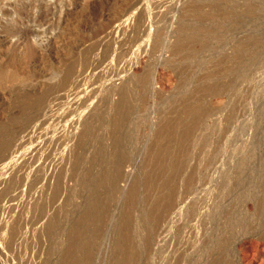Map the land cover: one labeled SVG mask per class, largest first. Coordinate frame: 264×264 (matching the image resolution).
Segmentation results:
<instances>
[{"label":"rangeland","instance_id":"rangeland-1","mask_svg":"<svg viewBox=\"0 0 264 264\" xmlns=\"http://www.w3.org/2000/svg\"><path fill=\"white\" fill-rule=\"evenodd\" d=\"M263 56L264 0H0V264H264Z\"/></svg>","mask_w":264,"mask_h":264},{"label":"bare ground","instance_id":"bare-ground-1","mask_svg":"<svg viewBox=\"0 0 264 264\" xmlns=\"http://www.w3.org/2000/svg\"><path fill=\"white\" fill-rule=\"evenodd\" d=\"M248 6V5H247ZM198 7V6H197ZM259 7V6H258ZM196 8V7H195ZM255 8V7H254ZM224 9V8H223ZM194 11V10H193ZM232 11V10H231ZM253 11V10H252ZM195 12V11H194ZM201 12V11H200ZM203 12V11H202ZM230 12V11H229ZM225 13V12H224ZM231 13V12H230ZM237 13V12H236ZM246 13V12H245ZM249 13V12H248ZM253 13V12H252ZM220 14V13H219ZM254 14V13H253ZM225 15V14H224ZM233 15V14H232ZM201 16V15H200ZM236 16V15H235ZM240 16V15H239ZM255 16V15H254ZM205 17V16H204ZM227 17V16H226ZM229 17V16H228ZM243 17V16H242ZM241 18V17H240ZM259 18V17H258ZM211 23V22H210ZM232 23V22H231ZM214 25V24H213ZM208 28V27H207ZM201 29V28H200ZM212 29V28H211ZM263 29V28H262ZM259 31V30H258ZM210 33V32H209ZM213 33V32H212ZM252 33V32H251ZM259 34V33H258ZM251 37V36H250ZM185 38V37H184ZM255 39V38H254ZM244 40V39H243ZM238 41V40H237ZM253 42V41H252ZM242 44V43H241ZM204 45V44H203ZM247 47V46H246ZM247 49V48H246ZM244 51V50H243ZM224 52V51H223ZM247 53V52H246ZM220 54V53H219ZM230 54V53H229ZM230 56V55H229ZM241 56V55H240ZM219 57V56H218ZM255 57V56H254ZM264 57V56H263ZM233 58V57H232ZM211 60V59H210ZM221 60V59H220ZM215 61V60H214ZM244 61V60H243ZM259 62V61H258ZM218 63V62H217ZM231 69V68H230ZM229 69V70H230ZM225 71V70H224ZM231 72V71H230ZM215 74V73H214ZM213 75V74H212ZM147 79V78H146ZM239 84V83H238ZM241 86V85H240ZM192 106V105H191ZM194 106V105H193ZM190 109V108H189ZM202 112V111H201ZM180 117V116H179ZM185 120V119H184ZM174 126V125H173ZM162 127H166L165 125ZM170 130V129H169ZM161 133V132H160ZM227 176V175H226ZM231 181V180H230ZM223 182V181H222ZM212 185V184H211ZM235 185V184H234ZM227 193V192H226ZM221 197V196H220ZM224 203V202H223ZM226 204V203H225ZM162 208V207H161ZM242 210V209H241ZM161 214V213H160ZM239 215V214H238ZM225 221V220H224ZM227 221V220H226ZM230 223V222H229ZM128 227V226H127ZM227 227V226H226ZM232 228V227H230ZM227 230H229L227 228ZM231 231V230H230ZM228 232V231H227ZM237 233V232H236ZM235 243V242H234ZM223 253V252H222ZM224 254V253H223ZM219 256V255H218Z\"/></svg>","mask_w":264,"mask_h":264}]
</instances>
